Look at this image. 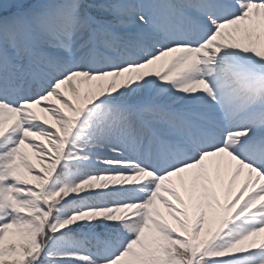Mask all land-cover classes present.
<instances>
[{
  "label": "snow or ice",
  "instance_id": "snow-or-ice-1",
  "mask_svg": "<svg viewBox=\"0 0 264 264\" xmlns=\"http://www.w3.org/2000/svg\"><path fill=\"white\" fill-rule=\"evenodd\" d=\"M0 264H264V0H0Z\"/></svg>",
  "mask_w": 264,
  "mask_h": 264
},
{
  "label": "rangeland",
  "instance_id": "rangeland-1",
  "mask_svg": "<svg viewBox=\"0 0 264 264\" xmlns=\"http://www.w3.org/2000/svg\"><path fill=\"white\" fill-rule=\"evenodd\" d=\"M41 115L43 116L42 113H41ZM29 154L31 155L30 150H29ZM33 160L35 161V158H34V157H33ZM244 179H245V176H244V175H241V176L238 178V180H237V182H236V187H235V189H234V193H233V194H235V190H238V188L240 187V185L243 183ZM249 191H252V189L250 188ZM182 194H183V193H182ZM214 227H215V226H214Z\"/></svg>",
  "mask_w": 264,
  "mask_h": 264
}]
</instances>
